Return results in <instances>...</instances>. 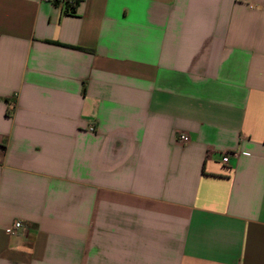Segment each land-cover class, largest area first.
<instances>
[{"label": "crops", "instance_id": "crops-1", "mask_svg": "<svg viewBox=\"0 0 264 264\" xmlns=\"http://www.w3.org/2000/svg\"><path fill=\"white\" fill-rule=\"evenodd\" d=\"M0 264H264V0H0Z\"/></svg>", "mask_w": 264, "mask_h": 264}, {"label": "built area", "instance_id": "built-area-1", "mask_svg": "<svg viewBox=\"0 0 264 264\" xmlns=\"http://www.w3.org/2000/svg\"><path fill=\"white\" fill-rule=\"evenodd\" d=\"M57 3L60 5V7L65 10V11H69L71 10V8L75 5V0H56ZM11 108L13 107V104H10ZM93 128H91L92 130ZM175 140L176 143H178L179 145H186L189 143L190 141V136L187 132L184 131H177L175 133ZM228 156L229 153H225L222 156V162H227L228 160ZM21 227V222L20 221H15L12 224H10L9 226H7L5 228V231L9 234H15L18 229Z\"/></svg>", "mask_w": 264, "mask_h": 264}, {"label": "trees", "instance_id": "trees-1", "mask_svg": "<svg viewBox=\"0 0 264 264\" xmlns=\"http://www.w3.org/2000/svg\"><path fill=\"white\" fill-rule=\"evenodd\" d=\"M74 11V6L71 8L70 12H73ZM88 50V49H87Z\"/></svg>", "mask_w": 264, "mask_h": 264}]
</instances>
